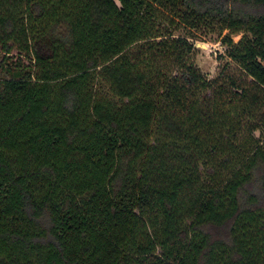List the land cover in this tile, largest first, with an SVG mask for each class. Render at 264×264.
Masks as SVG:
<instances>
[{
	"label": "trees",
	"instance_id": "16d2710c",
	"mask_svg": "<svg viewBox=\"0 0 264 264\" xmlns=\"http://www.w3.org/2000/svg\"><path fill=\"white\" fill-rule=\"evenodd\" d=\"M0 52V264H264V0H0Z\"/></svg>",
	"mask_w": 264,
	"mask_h": 264
},
{
	"label": "rangeland",
	"instance_id": "374dc122",
	"mask_svg": "<svg viewBox=\"0 0 264 264\" xmlns=\"http://www.w3.org/2000/svg\"><path fill=\"white\" fill-rule=\"evenodd\" d=\"M163 28H165L173 36H183L190 39L194 44L192 53V60L208 77H215L223 64L228 60L226 58L228 45L223 41L226 35H231L234 42H239L244 36V32H232L229 29L223 28L221 25L213 27H206L202 30L189 29L180 24H172L168 19L163 18ZM54 35L48 36L43 41H40L39 46L43 47L45 44L53 40ZM42 50V48H40ZM3 53L0 52V76L3 75L1 62L3 60ZM211 95V92L208 93Z\"/></svg>",
	"mask_w": 264,
	"mask_h": 264
}]
</instances>
